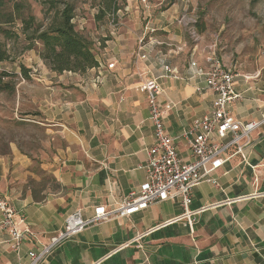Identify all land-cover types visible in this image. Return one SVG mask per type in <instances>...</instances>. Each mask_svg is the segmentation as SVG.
<instances>
[{
  "label": "crops",
  "instance_id": "1",
  "mask_svg": "<svg viewBox=\"0 0 264 264\" xmlns=\"http://www.w3.org/2000/svg\"><path fill=\"white\" fill-rule=\"evenodd\" d=\"M71 1L73 21L91 40L97 65L84 73L57 72L44 64L31 72L11 66L7 71L17 76L14 93L26 86L23 98L31 109L22 114L38 118L54 143L41 149L37 168L52 177L53 187L35 188L40 177L29 151L9 144L8 152L0 153L1 194L20 228L27 229L17 251L0 229V264H30L29 253H39L69 213L81 209L89 219L95 207L118 208L146 180L141 166L155 140L146 93L138 90L144 79L158 81L160 102L171 104L164 125L183 160L191 159L185 130L212 109L214 96L205 79L188 72L191 60L204 66L206 54L200 40L190 41L176 21L186 0ZM110 14L116 27L109 24ZM164 65L177 76L167 74ZM233 66L238 98L229 112L240 122L259 121L264 51ZM248 137L212 174L216 185L204 182L192 189L191 214L169 199L92 222L37 264H264V124Z\"/></svg>",
  "mask_w": 264,
  "mask_h": 264
},
{
  "label": "built area",
  "instance_id": "2",
  "mask_svg": "<svg viewBox=\"0 0 264 264\" xmlns=\"http://www.w3.org/2000/svg\"><path fill=\"white\" fill-rule=\"evenodd\" d=\"M185 29L192 42H198L196 21L186 14L176 19ZM111 26L116 27L115 17L110 18ZM148 31L151 29L147 28ZM143 38L140 43H142ZM188 72L193 76H203L207 89L213 94L211 111L195 118L184 132L190 160H183L177 151V140L165 129L164 117L170 111V103H161V86L154 78L144 79L138 90L145 92L149 118L154 126V144L146 150V162L141 166L146 180L138 188L132 189L119 203L118 208L98 206L93 209L89 219L84 218L81 209H75L67 215L63 227L52 235L49 242L42 246L39 253H29L30 264H37L62 241L81 232L89 223L103 221L111 217L127 216L144 210L151 203L164 200H178L185 214H191L188 207L192 201V189L204 182L217 184L212 176L220 166L231 158L230 150L240 152L243 143H248V135L264 124V116L259 121L240 122L229 112V105L238 98L234 91V66L222 63L214 52L206 55L204 66L195 60L189 62ZM109 67L112 64L108 65ZM164 70L172 77L175 70L164 65ZM228 136L230 137L228 139ZM15 210L0 191V229L8 233V245L17 251L27 229H21L20 222L14 218ZM26 223V218L21 217ZM152 228L134 237V241L147 235Z\"/></svg>",
  "mask_w": 264,
  "mask_h": 264
},
{
  "label": "rangeland",
  "instance_id": "3",
  "mask_svg": "<svg viewBox=\"0 0 264 264\" xmlns=\"http://www.w3.org/2000/svg\"><path fill=\"white\" fill-rule=\"evenodd\" d=\"M17 1L22 4L24 16L34 15L39 21L46 22L40 0ZM10 4L11 1L6 0V5L0 9L2 15L9 14ZM186 6L184 14L197 22L198 45L206 55L214 52L222 63L229 66L245 64L264 51V0H186ZM1 13L0 43L8 59L0 62V72L20 65L30 71L44 64L39 56L41 44L25 40L20 33L19 19L7 24L3 22ZM5 31H10L11 35L7 37ZM2 82H9V79L4 77ZM16 82L17 78L14 85ZM25 87L17 86L16 93L0 89V153L8 152L9 144L29 151L34 171L40 177V181L34 184L35 188L53 187L49 176L37 168L41 149L54 143L46 137L38 118L22 114L31 109L23 98Z\"/></svg>",
  "mask_w": 264,
  "mask_h": 264
},
{
  "label": "trees",
  "instance_id": "4",
  "mask_svg": "<svg viewBox=\"0 0 264 264\" xmlns=\"http://www.w3.org/2000/svg\"><path fill=\"white\" fill-rule=\"evenodd\" d=\"M9 1H11L9 14L2 15L0 12L3 22L9 24L15 21V18L19 19L21 35L27 41L41 44L39 56L51 70L84 73L87 69L97 65L91 40L77 29L73 21L75 16L73 1L40 0L45 23L39 21L34 15L24 16L21 12L22 4L19 1ZM5 5L6 0H0V9ZM111 16L112 14L109 18ZM5 34L8 37L11 32L5 31ZM7 59V53L0 43V62ZM20 67L23 69L22 65ZM4 77L9 79V82H2ZM16 78L14 73L5 70L0 72V89L15 92ZM49 178L52 180L51 176Z\"/></svg>",
  "mask_w": 264,
  "mask_h": 264
}]
</instances>
